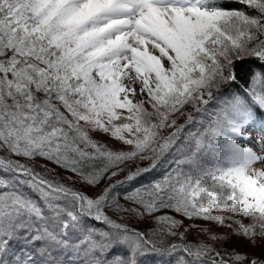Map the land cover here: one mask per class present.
I'll list each match as a JSON object with an SVG mask.
<instances>
[{"label":"snow or ice","instance_id":"6c2138e0","mask_svg":"<svg viewBox=\"0 0 264 264\" xmlns=\"http://www.w3.org/2000/svg\"><path fill=\"white\" fill-rule=\"evenodd\" d=\"M0 264H264V0H0Z\"/></svg>","mask_w":264,"mask_h":264}]
</instances>
